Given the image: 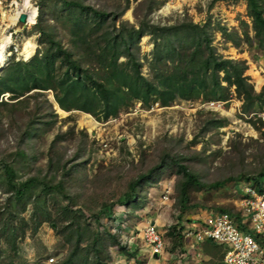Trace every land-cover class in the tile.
Returning <instances> with one entry per match:
<instances>
[{"label": "rangeland", "instance_id": "374dc122", "mask_svg": "<svg viewBox=\"0 0 264 264\" xmlns=\"http://www.w3.org/2000/svg\"><path fill=\"white\" fill-rule=\"evenodd\" d=\"M83 1L107 11L117 12L125 8L122 19L136 26L145 14L152 23L160 25L201 24L210 35L216 53L245 61V75L249 82L254 84L256 92L264 91V50L256 38L246 0H154L150 12L146 0ZM23 2L0 0V39L11 35L15 41L9 48L4 65L12 57L29 61L35 56L42 46L41 33L38 27L35 28L38 24L53 30L65 45L70 44V29L59 21L61 10L54 4L55 0H31L38 9L35 23L24 25L18 21L20 15L13 23L10 16L15 13L18 3ZM25 37H35L37 42L35 53L29 59L21 55ZM139 44L137 50L143 62V73L151 77L150 62L155 48L152 35H144ZM120 59L126 58L122 56ZM259 80L262 81L260 84ZM234 89L232 86L225 112L206 107L201 99H177L165 107L156 103L150 107L137 101L116 117L102 120L78 109L62 112L52 89L40 92L33 89L25 95H29L27 106L9 105L1 109L0 161L14 162L17 179L36 177L38 186L25 197V203L17 201L5 183L4 167L0 171L2 226L9 221V227L19 229L17 254L13 252L10 235L7 234L9 227L6 233L1 234L0 264H9L13 260L16 264H39L38 260L45 262L50 257H54L53 264H57L71 252L72 243H66L63 234L58 235L49 220H43L37 231H32L41 219L46 218L44 207L51 212L53 219L60 217L62 205L70 204L72 209H80L84 214L79 219L84 242L89 241L90 245L95 236L102 237L100 242L106 250L105 256H108L105 258L107 264H121L120 260L125 256L133 257L129 255L133 247L137 248L135 258H145L142 254L145 243L138 230L147 222H158L159 229L169 230L175 222L183 224L188 218L192 226L194 219L202 218L201 208L236 211L233 190L237 189L238 195L242 196L244 186L254 184L246 176H256L264 170V124H256L253 128L246 123L248 121L242 114H248L242 109L244 100ZM10 95L12 93L7 92L2 98L15 102L9 99ZM260 103L264 104V101ZM260 108L256 106L252 110ZM221 118L225 119L223 124L215 123ZM29 130L34 131L32 137L27 135ZM174 158L207 185L225 182L212 188L190 186L188 203L181 205L179 185L184 174L179 173V166L176 164L160 172L163 164L171 163ZM152 171L159 172L161 176L159 181L141 189L147 208L137 216L126 218L123 213L122 218L116 219L126 209L119 200L130 190L131 183ZM60 182L69 198L55 191L48 194L41 191L42 184ZM167 186L172 188L168 204L162 201ZM39 194L42 197L39 198ZM105 204H114L111 216L102 213ZM8 217H12V221L7 220ZM234 220L241 231L255 234L250 214H244V217L236 215ZM112 236L125 245L124 250ZM165 236L170 242H175L170 233ZM172 242L169 249L176 247ZM180 243L185 246L193 244L196 250L194 264H226L223 245L213 248L210 241L201 242L193 236H183ZM207 245L216 253L213 254Z\"/></svg>", "mask_w": 264, "mask_h": 264}, {"label": "trees", "instance_id": "16d2710c", "mask_svg": "<svg viewBox=\"0 0 264 264\" xmlns=\"http://www.w3.org/2000/svg\"><path fill=\"white\" fill-rule=\"evenodd\" d=\"M55 1L54 4L61 10L59 21L70 29V44L65 45L53 30L40 24L35 26L39 28L42 43L35 56L29 61L12 57L0 71V110L9 105L27 106L29 95H25L33 89H38L35 92L52 89L55 100L62 109L82 110L102 120L116 117L137 101L150 107L155 103L165 107L172 105L177 99H201L205 102L228 100L232 86L235 87L233 91L244 100V112L264 105L260 103L264 101V91L256 92L254 84L249 82V77L245 75V61L218 55L210 35L201 24L182 22L178 25H160L152 23L145 14L136 26L122 19L125 8L116 12L93 7L83 0ZM153 1L146 0L149 2V12ZM246 2L256 38L264 50V0ZM148 34L152 35L155 43L154 57L150 62L151 77L143 73V62L137 50L141 38ZM122 56L126 59L121 60ZM7 92L12 93L9 99L16 100L15 102L2 98ZM258 100L260 102L257 104ZM224 120L221 118L215 123L223 124ZM33 134L34 131L27 132L30 137ZM176 164L179 166V173L184 174V180L179 185L181 205L186 206L188 203L190 186L198 189L212 188L220 187L225 182L217 181L207 185L175 158L171 163L163 164L160 172ZM3 167L8 190L13 192L15 200L24 201L38 186V178L18 180L14 162L0 161V171ZM160 176L159 172H147L131 183L130 190L119 200V204L128 207V215L139 214L145 209L147 201L141 189L159 181ZM246 179L264 189V170L256 176H246ZM41 191L44 194L55 191L56 194L63 193L65 197H70L61 182L55 185L42 184ZM170 196L172 197V190ZM113 206L114 204H105L101 209L102 213L111 216ZM25 208L26 204L23 209ZM59 211L60 217L53 219L51 212L44 207L46 218L41 219L32 229L36 232L43 220H49L57 234H63L66 243H72L71 252L57 264H107L105 258L108 256H105L106 250L100 242L102 237L95 236L90 245L89 241L84 242L82 225H79L83 212L78 208L72 209L70 204L62 205ZM120 217L118 214L116 219ZM6 219L12 221V217ZM8 222L2 226L0 219V236L7 232ZM9 229L7 234L10 235L13 252L17 254L19 229L16 226H10ZM181 229L182 224L175 222L168 230L176 238L175 245L178 246H181ZM112 237L119 248L124 250L125 245H121L115 236ZM93 255L96 257L92 258ZM129 255L134 256L136 252L130 250ZM45 262L37 261L39 264ZM9 264L16 263L13 260Z\"/></svg>", "mask_w": 264, "mask_h": 264}, {"label": "built area", "instance_id": "2783aa9c", "mask_svg": "<svg viewBox=\"0 0 264 264\" xmlns=\"http://www.w3.org/2000/svg\"><path fill=\"white\" fill-rule=\"evenodd\" d=\"M226 103V100H209L205 106L225 112ZM242 114L248 121L246 123L253 128L256 124H264V106L251 110L248 114ZM171 190L172 188L168 186L163 192L164 203L171 201ZM234 193L238 196L234 199L236 213L243 217L244 214L251 215L255 234L241 231L232 211L211 208L204 210L202 218L194 219L192 226L188 223L190 219L182 224V238L193 236L198 241L211 239L226 244L227 249L224 253L226 264H264V189L255 184H247L243 188L242 196L238 195L236 189ZM201 219L202 223L198 222ZM165 232L159 229L156 223L151 222L139 231L145 246H148L153 254L163 253L166 245ZM54 261L55 258L50 257L46 264Z\"/></svg>", "mask_w": 264, "mask_h": 264}, {"label": "crops", "instance_id": "0c3cea01", "mask_svg": "<svg viewBox=\"0 0 264 264\" xmlns=\"http://www.w3.org/2000/svg\"><path fill=\"white\" fill-rule=\"evenodd\" d=\"M233 57H236V56H233ZM233 194L235 195L236 198L238 197L237 194L234 193V190H233ZM211 208H213V207L201 208V209H203V210L200 211L201 212V216L204 215V210L205 209H211ZM218 209L221 210V208H218ZM224 209H228V208H224ZM228 211H232V210H228ZM232 212H233V216L234 217L236 215H239V213H236V211H232ZM151 222H154V221H151ZM149 223L150 222H147L144 226L148 225ZM162 230L165 231V229H162ZM172 239L174 241H177L175 237H172ZM205 241L206 242L207 241H210L212 243V247L213 248H217V247L223 245L227 249V245L224 244V243H219V242H216V241L211 240V239H205ZM171 242H172V240H171ZM171 242L168 239L167 245L169 243H171ZM172 243L175 244V242H172ZM167 245H166V249L167 250H165V252L162 255H160V256H154V257H150L149 256L148 257L147 255H145L144 253H142L143 256H145V258H143V259H140L141 256H139L138 258H135V256L127 258V256H125L126 258L125 257L122 258L120 260V263L121 264H194L195 263V258H193V255L196 253V250L193 247V244L192 243H190V245H186V246L183 245V244H181V246L175 245L177 247H172L171 249H169L168 248L169 246L167 247ZM208 248H209L210 251H212L209 246H208ZM136 249L137 248L133 249V251H136ZM226 249H225V251H226ZM225 251H224V253H225ZM212 252H213V254L216 253V251H212ZM198 255H200L199 252H198Z\"/></svg>", "mask_w": 264, "mask_h": 264}, {"label": "bare ground", "instance_id": "6f19581e", "mask_svg": "<svg viewBox=\"0 0 264 264\" xmlns=\"http://www.w3.org/2000/svg\"><path fill=\"white\" fill-rule=\"evenodd\" d=\"M23 3H18L17 9L13 15L10 16V20L13 23H16L18 16L21 12H26L28 14V22L27 24H33L36 21V17L38 15V9L35 5L32 4L31 0H23ZM4 16L6 17L7 14L4 13ZM9 16V15H8ZM15 44V41L11 35L6 36L3 39H0V71L2 70L4 63L6 62L7 55L9 53V48L11 45ZM23 50L21 52V55L25 57V59L31 58L36 50L37 42L35 37H25L23 39ZM262 81L259 80L258 83L260 84ZM62 112H66L64 109H62Z\"/></svg>", "mask_w": 264, "mask_h": 264}, {"label": "clouds", "instance_id": "9594fccd", "mask_svg": "<svg viewBox=\"0 0 264 264\" xmlns=\"http://www.w3.org/2000/svg\"><path fill=\"white\" fill-rule=\"evenodd\" d=\"M21 15V14H20ZM18 21H19V19H18ZM5 66V65H4ZM3 66V67H4ZM3 69V68H2ZM227 101V100H226ZM206 102H208V101H206ZM205 102V103H206ZM207 107V106H206ZM220 112V111H219ZM249 112V111H248ZM112 118L114 117V116H111ZM110 118V117H109ZM108 120V119H107ZM168 187V186H167ZM172 198V197H171ZM121 206H123V207H125L126 209L125 210H122L121 211V213H119L120 215H121V218H122V214L124 213V214H126V218H129V217H131V215H139L140 214V212H139V214H131V215H128L127 213H128V207L126 206V205H121ZM147 208V206L145 207V209ZM145 209H143V210H145ZM143 210H141V211H143ZM125 211V212H124ZM151 223H156V222H151ZM158 225V224H157ZM145 227V226H144ZM158 227H159V225H158ZM142 229V228H141ZM138 231H140V228H139V230ZM165 234L168 232V230H166L165 229ZM167 237L165 236V239H166ZM167 242H168V239H166V245H167ZM166 245H165V249H164V251H163V253L165 252V250H167L166 249ZM169 245V244H168ZM168 245H167V247H168ZM136 247H133L132 248V250L133 249H135ZM163 253H161V254H153L152 252H151V249L148 247V246H145V249H144V254L145 255H147L148 257L150 256V257H154V256H160V255H162Z\"/></svg>", "mask_w": 264, "mask_h": 264}, {"label": "water", "instance_id": "95a60500", "mask_svg": "<svg viewBox=\"0 0 264 264\" xmlns=\"http://www.w3.org/2000/svg\"><path fill=\"white\" fill-rule=\"evenodd\" d=\"M19 21L21 23H23L24 25L27 24V22H28V14L26 12H22L20 17H19Z\"/></svg>", "mask_w": 264, "mask_h": 264}]
</instances>
